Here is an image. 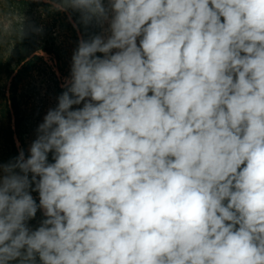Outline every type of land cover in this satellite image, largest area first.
Returning a JSON list of instances; mask_svg holds the SVG:
<instances>
[{"label": "clouds", "instance_id": "obj_1", "mask_svg": "<svg viewBox=\"0 0 264 264\" xmlns=\"http://www.w3.org/2000/svg\"><path fill=\"white\" fill-rule=\"evenodd\" d=\"M48 2L102 31L0 162V264H264V0Z\"/></svg>", "mask_w": 264, "mask_h": 264}, {"label": "rangeland", "instance_id": "obj_2", "mask_svg": "<svg viewBox=\"0 0 264 264\" xmlns=\"http://www.w3.org/2000/svg\"><path fill=\"white\" fill-rule=\"evenodd\" d=\"M0 13L13 29L0 44V162L7 163L20 148L27 154L37 125L62 91L79 39H88L102 29L94 24L87 28L82 24V29L79 13L56 11L48 0H0ZM18 16L25 17L27 28L21 41L14 34ZM32 195L38 203V193ZM43 219L38 210L28 226L35 229Z\"/></svg>", "mask_w": 264, "mask_h": 264}, {"label": "trees", "instance_id": "obj_3", "mask_svg": "<svg viewBox=\"0 0 264 264\" xmlns=\"http://www.w3.org/2000/svg\"><path fill=\"white\" fill-rule=\"evenodd\" d=\"M65 13V12H64ZM73 25V24H72ZM80 26H81V28L83 29V27H82V24H79ZM83 33H84V30H83ZM34 57H39V56H37V55H34ZM22 70H19V73L21 72ZM17 77H18V75H16L15 76V80L17 79ZM13 93H14V89H13ZM14 95V94H13ZM13 102H14V104L16 105V97H15V95L13 96Z\"/></svg>", "mask_w": 264, "mask_h": 264}]
</instances>
